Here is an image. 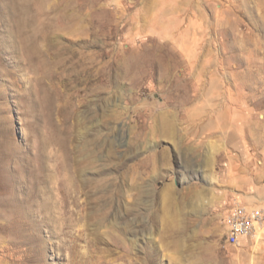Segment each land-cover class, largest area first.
I'll list each match as a JSON object with an SVG mask.
<instances>
[{
	"label": "rangeland",
	"instance_id": "1",
	"mask_svg": "<svg viewBox=\"0 0 264 264\" xmlns=\"http://www.w3.org/2000/svg\"><path fill=\"white\" fill-rule=\"evenodd\" d=\"M235 200L264 206V0H0V264H264Z\"/></svg>",
	"mask_w": 264,
	"mask_h": 264
},
{
	"label": "built area",
	"instance_id": "2",
	"mask_svg": "<svg viewBox=\"0 0 264 264\" xmlns=\"http://www.w3.org/2000/svg\"><path fill=\"white\" fill-rule=\"evenodd\" d=\"M224 222L228 243L240 245L245 239L254 237L258 239L264 230V206H250L235 200L228 209Z\"/></svg>",
	"mask_w": 264,
	"mask_h": 264
},
{
	"label": "crops",
	"instance_id": "3",
	"mask_svg": "<svg viewBox=\"0 0 264 264\" xmlns=\"http://www.w3.org/2000/svg\"><path fill=\"white\" fill-rule=\"evenodd\" d=\"M247 205H250V204H247ZM250 206H253V205H250ZM250 239H252V238L245 239L240 245L244 244L245 242H247V240H250ZM256 241H258V240L256 239Z\"/></svg>",
	"mask_w": 264,
	"mask_h": 264
},
{
	"label": "bare ground",
	"instance_id": "4",
	"mask_svg": "<svg viewBox=\"0 0 264 264\" xmlns=\"http://www.w3.org/2000/svg\"><path fill=\"white\" fill-rule=\"evenodd\" d=\"M175 234V233H174Z\"/></svg>",
	"mask_w": 264,
	"mask_h": 264
}]
</instances>
